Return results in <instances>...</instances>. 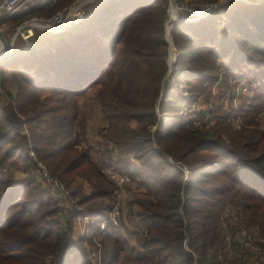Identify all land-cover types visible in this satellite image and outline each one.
<instances>
[{"label": "trees", "instance_id": "trees-1", "mask_svg": "<svg viewBox=\"0 0 264 264\" xmlns=\"http://www.w3.org/2000/svg\"><path fill=\"white\" fill-rule=\"evenodd\" d=\"M74 1L42 0L18 15L49 17ZM190 1L216 6L170 29L176 51L170 72L169 0H97L68 30H35L25 50L0 62V167L21 159L28 169L40 161L67 187L75 176L92 187L76 202L87 208V233L73 240L76 214L61 222L44 190L0 173V264H88L81 243L93 239L102 245V264H234L217 259L227 244L222 202L264 238V130L234 129L221 107L211 112L214 129L193 128L176 117L182 97L168 82L181 77L195 102L219 70L242 71L254 91L242 115L264 109V0ZM5 69L17 82L14 94L4 89ZM92 87L107 121L99 153L117 152L120 168L145 188L135 215L146 230L137 233L136 249L119 227L99 231L110 208L104 199L114 189L81 146L77 99ZM39 91L48 95L40 98ZM132 154L138 168L127 163Z\"/></svg>", "mask_w": 264, "mask_h": 264}, {"label": "rangeland", "instance_id": "rangeland-1", "mask_svg": "<svg viewBox=\"0 0 264 264\" xmlns=\"http://www.w3.org/2000/svg\"><path fill=\"white\" fill-rule=\"evenodd\" d=\"M54 1H56V2L60 1L61 2L63 0H54ZM247 1H249V0H247ZM75 2H77V0H75L72 4H74ZM173 2H174L173 5L175 8L180 7L181 4L185 5V6H189V5H194V4L205 3V2H200V1L191 2L190 0H183V1L181 0L180 3H178V1H173ZM71 5L65 7L62 10L55 12L54 14H52L49 17H40V18L33 17V18L28 19V20H34V22H32V24H39L38 26H41L40 23L43 22V21H40L41 19H47V18H50L53 15L57 14L58 12H63L66 9H68ZM88 5H90V4H88ZM88 5H86L84 7V15H85L84 18L87 15L85 9ZM178 12L181 16L186 17L187 20L189 19L187 16V12H185L184 10H179ZM27 13H29V12H27ZM18 14L19 13H16V15L14 14L13 17L6 18L5 20L2 21V23L0 25V31L5 35V37L7 39H10V38H12V36L16 35L15 39H14V50H13L14 54L9 59L4 60V61H9L10 59H12V57L16 56L17 53H20L21 51L25 50V47H23V46L26 45L25 43H27V44L29 43L28 42L29 39H27V40L23 39L20 36V34L18 33V28L23 24V22L28 21V20H23V19H26L27 15L29 16V14H25L24 16L18 15ZM32 16H37V14H34ZM196 16L197 15H195V17L193 19L198 20L199 18H201V16L200 17H196ZM204 16H202V17H204ZM196 20H193V21H196ZM188 21H192V20H188ZM36 30H39V29H36ZM32 31L34 33L35 30H32ZM40 31H43V30H40ZM169 36H170V33H169ZM20 44H22V45H20ZM17 45H19V46H17ZM0 49H1V46H0ZM174 54L176 55V51H174ZM175 61H176V59H174V62L171 63L170 67H168L169 72L172 70V66L175 64ZM0 73H1V70H0ZM2 77H3L4 89L11 91V93L14 94L16 92V89H17L16 88L17 82L15 80L14 75H11L10 71L5 69V70H3ZM168 79H169L168 80L169 85H171L170 91L178 89L179 93L182 97V99H181L182 101L179 105L178 114L176 117L182 118V119L184 118L187 120L188 123L190 121H193V122L199 121L201 123L200 124L201 129H203V130L211 129L212 130V129H214L215 120H214L213 114L211 112L215 108L221 107L225 111V112L224 111L223 112L227 113V118H230L228 123H231V125L234 129L238 130V129H240L239 126H242L243 124H245V125L247 124L248 127L257 128L259 130H264V109H262V110L257 109L256 111L251 112L248 116L245 115L246 113L244 115H242L244 113L242 108H247L248 102H250V99H252V97L254 95L253 94L254 93L253 87L251 86L248 77L245 76L242 71H228L226 69L219 70L218 78L210 87H208L207 94L205 96H199L198 100L195 102L190 101L189 93L186 91L187 84H186L185 80L181 79V77L180 78L173 77V78H168ZM38 96L40 98H44V97H42L41 94L40 95L38 94ZM86 98L81 101V105L84 107H89L90 111L87 112V114H90L93 106H92L91 99L87 100ZM78 99H77V101H78ZM6 100L7 99L4 98L5 103H6ZM87 114H85V116H87ZM85 116L84 115L79 116V113H78V118H80V117L84 118ZM84 124H85V122H84ZM234 124H238V125H234ZM105 131H106V128H105ZM105 131H103V132L101 131L102 136L105 133ZM81 136H82V134H81ZM81 146H84V147L87 146L88 147L89 155H90V153H94V154H98V156H100L101 154L99 153L100 152L99 150H102L104 148V140H102V143H95V142L89 143V142H85V140L83 139V145L81 144ZM30 154H31V152H30ZM111 155L112 156L110 158H108L107 156L101 155L100 158L98 159L97 163H96L97 166L98 165L104 166V164L107 163L106 161H109V164L112 165V167L128 172L126 169L120 168L123 166H120L118 161H117V152H112ZM126 159H127V163H129V165L131 167H134V168L139 167V162L134 157L133 154L127 156ZM134 163H137V167L133 165ZM45 167H46V165H45ZM3 168H6V171L3 172L2 171ZM34 169H35V164L30 165L27 169V167L25 166L24 162L21 159H16L14 162L7 163V164H4L3 166H1L0 167V173H1V175L5 176L7 179L11 180L12 182L14 181V179L21 177V179H18V180H21L23 182L35 183L36 189L39 190L41 188L42 183L40 181L41 179H39L38 177H36L34 175ZM46 169L48 170L47 167H46ZM130 176L132 177V180L129 183H127L126 185L122 186L121 188H117L112 182H110L107 179L113 185L114 190L112 191L110 198L104 199L105 203L110 205V207L114 204V201H118L119 207H120V224L118 227H120V225L122 224V227L125 228L126 230L128 229V226L126 225L125 221L122 220V215H121V195L124 192V195L134 194L133 197H137L135 194H137L136 193L137 191L140 192L139 187H141L142 189H145L141 185V183L138 182V179L135 176L133 177L132 174H130ZM54 177H56V176H54ZM75 178H77V176H75L72 179L70 187H67L65 185V183L60 179L63 182V184L65 185V191L63 192V194L58 193L55 196H57L63 200L54 201V203H56L57 207H58L57 216H59L61 218L59 220L65 221L66 218H68L70 216L73 217L72 215L76 214L74 219L76 220L77 218H79L81 220V224H82L83 216H87V208L84 206H78L76 204V202L78 200V197H80L81 195H84V194L90 195L92 193V187L89 184V182L83 177H81L82 181H84V180L87 181L90 187H87V186L83 187L82 185L80 186L78 184H77V186H75L73 184V181L75 180ZM214 183H215V181H213V184ZM129 187H130V189H128ZM44 191L48 192L46 189ZM48 193L50 194V191ZM71 193H75L76 195H72ZM138 199H143V198H134L132 203H135L138 205V203H137ZM64 202L66 204H64ZM59 205H63L64 207H61ZM80 212L83 213L81 216L78 215V213H80ZM238 212L239 211L237 208H235L232 205L225 204L223 202L219 207V213H220L219 225L225 234V237H226L225 241L227 244H226L225 248H223L221 250H217V253H218L217 259L220 260V263L230 261L234 264H241L243 261H246L245 262L246 264H262V262H264V254L259 255V253L257 254L255 252H251V251H247V250H241L242 252H240V249H238L237 246H235L231 242L234 239L236 231L238 230V228L242 227V228H244V230H247L249 232V234H251L253 236V239L255 242L261 243V246H263V247H261V249L264 250V238L259 235L258 228L257 227H252V228L248 227L247 228L246 226H244V223L240 220L241 215ZM132 217L133 218L130 219L131 221H127L128 225H131L134 222V220L135 221L138 220V222L141 224V222L138 218L136 220V218L134 219V216H132ZM88 222H89V218H88ZM231 227L234 228L233 231L230 229ZM145 230H146V228L142 231H145ZM82 238L83 237H80V239H82ZM81 244L85 250L87 262H88V259H87L86 250L88 247L100 246L101 258H102L103 248H102V245L99 243V240L93 239L90 242L83 240ZM88 264H90V262ZM101 264H102V260H101Z\"/></svg>", "mask_w": 264, "mask_h": 264}, {"label": "built area", "instance_id": "built-area-1", "mask_svg": "<svg viewBox=\"0 0 264 264\" xmlns=\"http://www.w3.org/2000/svg\"><path fill=\"white\" fill-rule=\"evenodd\" d=\"M97 0H77V2H80L81 5L78 6V8L72 13L69 11V8L66 9L63 12H58L57 14L53 15L50 18L47 19H41L40 21H43L41 24L44 28H49L51 31L48 32L50 34H57L61 31H64L65 29L69 28L71 25L76 24L77 22L84 19V7L88 4L95 3ZM174 0H169L168 2V19L169 23L166 27V37L169 42L168 37L169 31L174 25H178L182 21H188V20H196L193 19L195 15L196 17H202L206 15L210 10L215 8L216 5H213L212 3H200V4H194L185 6L182 5L180 7H174L173 2ZM42 0H0V25L3 20L6 18H9L10 16L16 14V13H27L32 10H34L37 6L41 4ZM179 10H184L187 12L188 20L186 17H183L179 14ZM176 11V14L174 13ZM34 20H28L23 22L25 23H32ZM21 25L18 28V33L20 36L27 40L30 39V37L33 34L32 30H36L35 28L31 26H24ZM29 29L31 30V33L29 32ZM174 47L169 42V49H168V56H167V65L170 67L171 63L174 62V59H176V55L174 54ZM171 61V62H170ZM169 72V71H168ZM230 118H227V121H229ZM200 122L199 121H190V125L193 128H200ZM238 125V124H234ZM32 155V153H31ZM107 163L99 166V172L106 177L110 182H112L117 188H121L122 186L126 185L132 180V177L130 174L124 170H119L112 165L109 164V161H106ZM3 172L6 171V168H3ZM34 175L41 179V183L43 187L55 197V199H59V197L55 196L58 193H62L65 191V185L63 182L54 177L45 167V165L40 162L36 161L35 163V169H34ZM88 217L83 216V225L79 229V237H84L88 230ZM106 224H110L114 227H118L120 224V207L118 201H114V204L110 207L106 219L100 224L99 231H103ZM235 246H237L240 250H247L255 253H259V255L264 254V250L261 249V243L255 242L253 239V236L249 234L247 230H244V228L239 227L236 231L234 239L231 241ZM259 243V244H258ZM87 259L88 263L90 264H101V248L100 246H92L88 247L87 250ZM193 264H196L194 262Z\"/></svg>", "mask_w": 264, "mask_h": 264}, {"label": "crops", "instance_id": "crops-1", "mask_svg": "<svg viewBox=\"0 0 264 264\" xmlns=\"http://www.w3.org/2000/svg\"><path fill=\"white\" fill-rule=\"evenodd\" d=\"M68 29H65L64 31H66ZM63 32V31H61ZM60 32V33H61ZM46 34H50L45 32ZM30 40V39H29ZM29 42V41H28ZM27 45V43H25ZM22 45V44H20ZM19 46V45H17ZM17 48V47H16ZM96 92H97V87H92L89 90L86 91V93L79 97L78 101H77V108H78V113L79 116L87 114V112L90 111L89 107H84L81 105V101L84 100L86 97L87 100L91 99L92 102V110L90 112V114H87V116H85L84 119V129H85V134L83 139L85 140V142H95V143H102L103 140V136L101 135V131H105V128L107 127V121L104 118L103 114L101 113L98 103L96 101ZM38 94L42 95V97H45L48 95V91H39ZM106 132V131H105ZM108 147H111V145H109ZM90 160L93 163H97L98 159L100 158V156H98V154H94V153H90L89 155ZM129 164V163H128ZM134 166L137 167V163L133 164ZM5 177V176H4ZM20 178H16L14 179V183H18L21 180ZM73 184L75 186L78 185H82L83 187H90L87 181H82L81 177L75 178V180L73 181ZM136 184V183H135ZM42 190H45L44 187L41 185ZM130 189V187L128 188ZM139 191L140 192H136L137 194H135L137 197H133L134 194H130V195H124V192L121 195V215H122V220L125 221L126 225L128 226V229L126 230L125 228L122 227V224L119 227L120 233H121V237L127 242L128 246L130 248L136 249L137 248V243H136V234L141 232L142 230L145 229V226H143V224L139 223L137 220V216L135 215L136 211L139 209V205L132 203L134 198H145V189H142L141 187H139ZM46 192V191H45ZM48 193V192H46ZM49 194V193H48ZM49 196L52 198L53 201H60L63 200L61 198L59 199H55V197H53V195L50 193ZM64 204H66L64 202ZM61 207H64L63 205H59ZM83 213H78L79 216H81ZM132 216H134V219L136 218L137 221H135L131 224L128 225L127 221H131L130 219L133 218ZM58 219H61L59 216H57ZM62 221V220H60ZM75 221V222H74ZM73 221V226H72V239L73 240H79V229L81 228V220L79 218H77L76 220L74 219ZM122 227V228H121Z\"/></svg>", "mask_w": 264, "mask_h": 264}, {"label": "water", "instance_id": "water-1", "mask_svg": "<svg viewBox=\"0 0 264 264\" xmlns=\"http://www.w3.org/2000/svg\"><path fill=\"white\" fill-rule=\"evenodd\" d=\"M228 0H220L219 4H223L226 3ZM81 5L80 2H75L74 4H72L69 8L70 12H73L74 10H76L78 8V6ZM32 23H25L23 24L24 26H31L35 29H39V30H43L44 32H50L51 30L49 28H44L42 26H38V25H31ZM16 36V35H15ZM15 36H12V38L7 39L5 37V35L0 31V41L2 44V50L0 51V62L9 59L14 53V39ZM169 42L172 44L171 38L168 37ZM173 45V44H172Z\"/></svg>", "mask_w": 264, "mask_h": 264}, {"label": "bare ground", "instance_id": "bare-ground-1", "mask_svg": "<svg viewBox=\"0 0 264 264\" xmlns=\"http://www.w3.org/2000/svg\"><path fill=\"white\" fill-rule=\"evenodd\" d=\"M74 11H75V10H74ZM74 11H73V12H74ZM73 12H72V13H73ZM174 13L176 14V11H174ZM31 25H39V24H31ZM29 32L31 33V30H30V29H29ZM0 44H1V41H0ZM0 46H1V49H0V51H1V50L3 49V48H2V44H1Z\"/></svg>", "mask_w": 264, "mask_h": 264}]
</instances>
